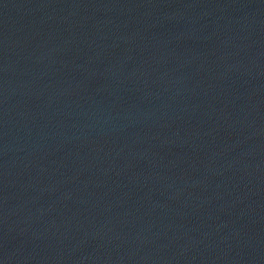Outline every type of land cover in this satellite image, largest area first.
<instances>
[{"label": "water", "instance_id": "obj_1", "mask_svg": "<svg viewBox=\"0 0 264 264\" xmlns=\"http://www.w3.org/2000/svg\"><path fill=\"white\" fill-rule=\"evenodd\" d=\"M0 264H264V0H0Z\"/></svg>", "mask_w": 264, "mask_h": 264}]
</instances>
